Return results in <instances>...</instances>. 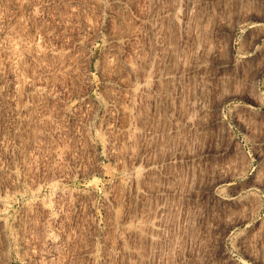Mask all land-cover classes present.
<instances>
[{
    "label": "rangeland",
    "instance_id": "1",
    "mask_svg": "<svg viewBox=\"0 0 264 264\" xmlns=\"http://www.w3.org/2000/svg\"><path fill=\"white\" fill-rule=\"evenodd\" d=\"M0 264H264V0H0Z\"/></svg>",
    "mask_w": 264,
    "mask_h": 264
}]
</instances>
